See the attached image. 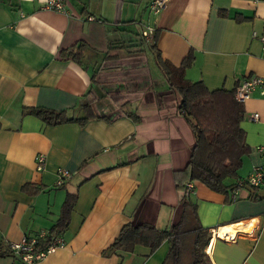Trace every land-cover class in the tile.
Segmentation results:
<instances>
[{
    "label": "crops",
    "instance_id": "1",
    "mask_svg": "<svg viewBox=\"0 0 264 264\" xmlns=\"http://www.w3.org/2000/svg\"><path fill=\"white\" fill-rule=\"evenodd\" d=\"M46 1L0 0V264H161L166 239L153 251L144 244L104 250L126 222H177L183 192L198 217L188 208L187 227L209 228L206 264H264V183L255 198L239 184L253 166H264V96L243 101L240 125L249 149L238 176L225 179L232 187L220 192L193 181L185 193L174 170L186 166L194 134L155 63L153 34L142 35L153 26L161 55L175 65L191 52L187 78L233 89L249 74L264 75L253 35L264 34V0H165L156 13L151 0H66L67 12L43 7ZM80 40L87 45L79 60L60 54ZM86 103L96 117L84 125L47 124L23 112L46 106L83 116ZM58 167L70 175L57 185ZM74 190L78 197L60 233L64 245L32 262L9 248L23 235L48 234ZM217 226L219 232L233 226L235 239L210 241ZM188 236L192 241L193 232Z\"/></svg>",
    "mask_w": 264,
    "mask_h": 264
},
{
    "label": "trees",
    "instance_id": "2",
    "mask_svg": "<svg viewBox=\"0 0 264 264\" xmlns=\"http://www.w3.org/2000/svg\"><path fill=\"white\" fill-rule=\"evenodd\" d=\"M156 40L157 33L154 29L148 45L152 49L155 63L168 83L169 92H173L176 96V111L187 118L194 134V142L186 166L183 169L174 170L176 186L184 191L187 181H200L213 190L227 192L232 185L227 184L225 179L238 176L242 157L249 149L245 140V131L240 125L244 117L243 102L234 96L233 89L223 87L210 89L201 79L187 78L185 69L192 63V53L189 52L179 65H175L161 55ZM86 45L80 40L69 48L61 49L60 54L70 55L79 60ZM83 107L86 112L83 116L71 115L67 109L46 106H28L23 109V112L33 114L47 124L78 122L84 125L89 118L96 115L90 103L84 104ZM126 113L137 118L133 112ZM240 185L249 187L251 198L261 195L256 193L257 186L246 180ZM22 187L28 192L37 191V188L29 183H24ZM77 197V190L67 192L56 222L48 234L37 243V248L45 247L54 235L61 233L68 224ZM188 208L198 219L196 204L189 201L183 192L182 213L177 222L169 227H158L146 221L126 222L104 252L111 253L116 249L130 251L136 244L147 245L150 251H153L166 239L168 249L161 264H183L185 238L188 233L193 232L192 259L188 264H200L205 254L204 247L209 237V228L201 224L187 227L185 219Z\"/></svg>",
    "mask_w": 264,
    "mask_h": 264
},
{
    "label": "built area",
    "instance_id": "3",
    "mask_svg": "<svg viewBox=\"0 0 264 264\" xmlns=\"http://www.w3.org/2000/svg\"><path fill=\"white\" fill-rule=\"evenodd\" d=\"M165 0H151L149 2V9L151 12L156 13L159 11V9L163 6ZM43 7L45 8H52L56 10H60L63 12H67V5L66 0H47ZM95 17L93 15H87V19H94ZM154 32L153 26L147 25L142 30V35L145 39H149L151 35ZM254 36H258L261 47L263 50V56H264V34H258L256 30L253 31ZM234 96L240 100L244 101L247 98L251 97L252 94L256 93L258 95L264 96V75L260 74H249L242 78L233 88ZM252 118L258 117V112H253L251 114ZM261 150V147L258 148ZM35 167L37 170H40L43 168V161H44V154L42 152L38 153L35 158ZM56 181L55 184H61L63 183L64 179L70 175V170L64 167H58L56 169ZM244 180L249 182L253 185H261L264 182V166L263 165H255L250 170V172L246 175L244 179H241V184ZM185 193H190L193 188L194 184L192 181H187L185 183ZM219 228L220 226H217L215 228L211 229V238L219 235ZM46 231H41L40 233L36 235H23L20 240L18 241H11L9 242V248L14 251L21 254L22 259L25 261L32 262L37 258L43 257L45 254L54 251L57 247H60L64 245V238L61 234L54 235L53 238L50 240V242L42 248H37V243L46 236ZM227 238V237H226ZM227 239H235V237L230 236V238ZM205 250H209V246L205 248Z\"/></svg>",
    "mask_w": 264,
    "mask_h": 264
},
{
    "label": "rangeland",
    "instance_id": "4",
    "mask_svg": "<svg viewBox=\"0 0 264 264\" xmlns=\"http://www.w3.org/2000/svg\"><path fill=\"white\" fill-rule=\"evenodd\" d=\"M143 82V81H141ZM190 241V245H188V242ZM185 247L183 250V264H186L189 260H190V252H192V242H191V238L188 236L185 239ZM201 264H206V260L204 259L203 262Z\"/></svg>",
    "mask_w": 264,
    "mask_h": 264
},
{
    "label": "bare ground",
    "instance_id": "5",
    "mask_svg": "<svg viewBox=\"0 0 264 264\" xmlns=\"http://www.w3.org/2000/svg\"><path fill=\"white\" fill-rule=\"evenodd\" d=\"M231 234L236 235V231L233 226L223 227L219 232V235H221V237H224V238L226 236H228L229 238Z\"/></svg>",
    "mask_w": 264,
    "mask_h": 264
}]
</instances>
